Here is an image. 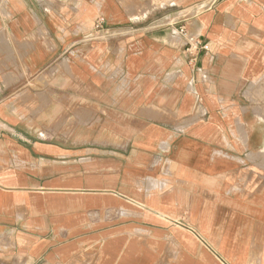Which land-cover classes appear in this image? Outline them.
I'll return each instance as SVG.
<instances>
[{
	"label": "crops",
	"instance_id": "obj_1",
	"mask_svg": "<svg viewBox=\"0 0 264 264\" xmlns=\"http://www.w3.org/2000/svg\"><path fill=\"white\" fill-rule=\"evenodd\" d=\"M0 264H264V0H0Z\"/></svg>",
	"mask_w": 264,
	"mask_h": 264
},
{
	"label": "built area",
	"instance_id": "obj_2",
	"mask_svg": "<svg viewBox=\"0 0 264 264\" xmlns=\"http://www.w3.org/2000/svg\"><path fill=\"white\" fill-rule=\"evenodd\" d=\"M95 27L102 29L104 27V20L101 18L98 19ZM178 31L186 41L185 51L188 53L190 61L192 63L197 62L201 51L208 50L209 45L199 38L191 35L184 23L179 24Z\"/></svg>",
	"mask_w": 264,
	"mask_h": 264
}]
</instances>
